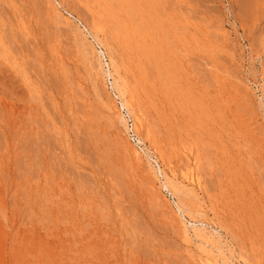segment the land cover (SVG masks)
<instances>
[{"label":"rangeland","instance_id":"obj_1","mask_svg":"<svg viewBox=\"0 0 264 264\" xmlns=\"http://www.w3.org/2000/svg\"><path fill=\"white\" fill-rule=\"evenodd\" d=\"M0 264H264V0H0Z\"/></svg>","mask_w":264,"mask_h":264},{"label":"bare ground","instance_id":"obj_2","mask_svg":"<svg viewBox=\"0 0 264 264\" xmlns=\"http://www.w3.org/2000/svg\"><path fill=\"white\" fill-rule=\"evenodd\" d=\"M60 3V2H59ZM62 5V4H61ZM99 53L101 54V55H105V52L104 51H99ZM106 57V56H105ZM105 60H106V58H104ZM110 59H112V58H110ZM102 60H103V58H102ZM107 61H109V60H107ZM116 61V60H115ZM114 61V59L111 61V63H110V61H109V63H108V67H109V69H105V67H104V70H106V71H104V73H106L107 74V77L108 76H110L111 77V79H113V86L115 87V89H116V91L118 90V92H119V98H121L122 99V104L121 105H123V108L124 109H126L127 110V115H129L130 117H137V115H135V109L133 108V105H132V102H131V100H129L128 98H127V86H126V83L124 82V80H123V78H122V76H121V74H120V70H119V68H118V64L116 63ZM101 65L103 66V63H101ZM112 86V87H113ZM114 90V89H113ZM118 96V95H117ZM120 99V100H121ZM121 113V112H120ZM127 115L125 114V115H120L121 116V120H122V122H124V123H127V121H128V119H127ZM138 118V117H137ZM136 119V118H135ZM140 119V118H139ZM130 131V130H129ZM132 132H134L135 134V141H136V143L138 144V146L139 147H141V145L143 144V138H141V135H138V132H136V130H135V124H133V129H132ZM130 133H131V131H130ZM142 149H144L143 147H141ZM144 151H145V149H144ZM162 168V167H161ZM162 170V169H161ZM172 174V173H171ZM175 174V173H174ZM173 174V175H174ZM165 177H167V176H165ZM176 177V176H175ZM185 178V177H184ZM192 178H193V176H192ZM194 179V178H193ZM175 180V179H174ZM167 181V182H166ZM165 188L166 189H169V187H173L175 190L177 189V186L173 183V178H171V177H169L168 178V180H167V178H166V180H165ZM170 190V189H169ZM175 190H174V192H175ZM177 190H179V189H177ZM176 190V191H177ZM179 206V205H178ZM180 210H183V208L180 206ZM183 212V211H182ZM184 214V213H183ZM186 220V219H185ZM184 220V221H185ZM190 224V223H189ZM192 225H194V227H196L197 226V224L196 223H193ZM201 228V227H200ZM204 229V228H203ZM204 230H206V229H204ZM198 231H202V230H198ZM215 230H213V232H214ZM211 233V232H210ZM215 233H217V231L215 232ZM201 234L202 233H200V236H201ZM203 236V235H202Z\"/></svg>","mask_w":264,"mask_h":264},{"label":"built area","instance_id":"obj_3","mask_svg":"<svg viewBox=\"0 0 264 264\" xmlns=\"http://www.w3.org/2000/svg\"><path fill=\"white\" fill-rule=\"evenodd\" d=\"M123 112H125L126 113V110L125 109H123ZM127 119H128V125H129V130L131 131V133H130V135L133 137V139H134V141H135V133L134 132H132V129H133V124H134V120H133V118L132 117H130V116H128L127 117Z\"/></svg>","mask_w":264,"mask_h":264}]
</instances>
